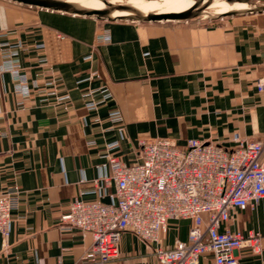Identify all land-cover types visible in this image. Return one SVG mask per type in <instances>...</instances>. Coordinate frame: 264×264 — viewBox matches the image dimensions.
I'll list each match as a JSON object with an SVG mask.
<instances>
[{"label":"crops","instance_id":"0c3cea01","mask_svg":"<svg viewBox=\"0 0 264 264\" xmlns=\"http://www.w3.org/2000/svg\"><path fill=\"white\" fill-rule=\"evenodd\" d=\"M16 70L28 95L19 92ZM260 79L264 12L211 23H141L0 0V195L19 192L11 237L0 240V264H101L85 261L92 237L63 228L61 217L77 198L113 201L107 146L117 141L112 156L130 165L144 140L171 139L186 149L197 139L227 150L235 135L263 141ZM101 87L113 98L92 111L85 95ZM116 112L121 125L110 120ZM192 224L170 222L159 246L187 241ZM228 228L259 232L261 252L238 255L240 264H264V199L232 210ZM156 248L126 232L119 259L105 264H160ZM200 264H214L212 256Z\"/></svg>","mask_w":264,"mask_h":264},{"label":"built area","instance_id":"2783aa9c","mask_svg":"<svg viewBox=\"0 0 264 264\" xmlns=\"http://www.w3.org/2000/svg\"><path fill=\"white\" fill-rule=\"evenodd\" d=\"M103 40L110 39L107 36ZM14 72L23 80L19 92L28 95L26 80ZM97 77V73L91 76ZM258 89L264 92V79L258 81ZM85 97L86 106L95 111L113 95L101 87L88 91ZM110 120L123 124L118 112ZM119 131L122 133L123 128ZM233 142L235 148L227 150L192 139L186 149H179L171 139L144 140L139 159L130 165L112 156L119 143H110L103 158L111 165V177L105 182L115 186L113 201L106 204L74 199L61 217V225L92 237L85 255L88 263L119 259L122 236L129 232L157 246L155 255L160 264H200L206 255L212 256L214 264H240L238 252L242 249L252 254L261 252L262 236L259 232H233L228 224L232 210L256 207L264 199V140L250 141L235 135ZM18 194L16 190L0 195V240L11 237ZM178 220L193 223L187 241L160 247L170 222Z\"/></svg>","mask_w":264,"mask_h":264},{"label":"water","instance_id":"95a60500","mask_svg":"<svg viewBox=\"0 0 264 264\" xmlns=\"http://www.w3.org/2000/svg\"><path fill=\"white\" fill-rule=\"evenodd\" d=\"M10 2L37 7L46 10L63 12L66 14L96 17L100 20L116 21L125 20L132 22H172V21H190L204 15V12L215 1H225L228 4H247L252 5L258 0H194V5L191 9L181 13H144L137 8L126 4H112L108 0H101L106 5L105 9H88L79 4L71 3L64 0H7ZM247 12H264V7H254ZM118 13H127V15H117ZM241 11H233L225 14V16H234L241 14Z\"/></svg>","mask_w":264,"mask_h":264},{"label":"bare ground","instance_id":"6f19581e","mask_svg":"<svg viewBox=\"0 0 264 264\" xmlns=\"http://www.w3.org/2000/svg\"><path fill=\"white\" fill-rule=\"evenodd\" d=\"M64 1L79 4L88 9L102 10L106 8V5L101 0H64ZM108 1L109 3L112 4H126V5L134 4L133 7L137 8L138 10L144 13H181L191 9V7H193L194 5V0H153L152 3H150L151 0H146L138 4L133 3L134 0H128V2L126 3H119L116 2L115 0H108ZM254 7L252 5H247V4L231 5L226 3L225 1H215L211 4V6L207 10L212 8H218L219 10L217 12V15H225L233 11L245 12ZM207 10L204 12V16L207 14ZM117 15H127V13H118Z\"/></svg>","mask_w":264,"mask_h":264},{"label":"rangeland","instance_id":"374dc122","mask_svg":"<svg viewBox=\"0 0 264 264\" xmlns=\"http://www.w3.org/2000/svg\"><path fill=\"white\" fill-rule=\"evenodd\" d=\"M116 2H119V3H126V2H128V0H115ZM121 1V2H120ZM144 1H146V0H134V2L133 3H135V4H138V3H140V2H144ZM152 1L153 0H151L150 1V3H152ZM262 5V6H261ZM131 6H134V4H132ZM252 6L254 7V6H256V7H264V0H258V1H255V2H253L252 3ZM218 8H212V9H209V10H207V14L204 16H201V17H199V18H196L197 20H202V21H204V22H208V23H211V22H213V21H215V20H218V19H223L224 17H229V15L228 16H225V15H217V12H218ZM245 12H247V11H245ZM209 13H211V14H209ZM213 14V15H212ZM215 15V16H214ZM221 17H223V18H221ZM196 19H193V20H196ZM191 21V20H190ZM189 22V21H188ZM6 194H8V193H6Z\"/></svg>","mask_w":264,"mask_h":264}]
</instances>
